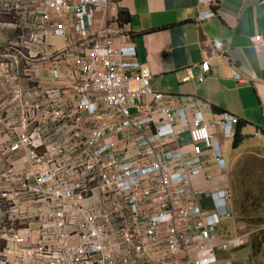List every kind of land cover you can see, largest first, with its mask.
Returning <instances> with one entry per match:
<instances>
[{
  "label": "built area",
  "instance_id": "2783aa9c",
  "mask_svg": "<svg viewBox=\"0 0 264 264\" xmlns=\"http://www.w3.org/2000/svg\"><path fill=\"white\" fill-rule=\"evenodd\" d=\"M120 13L111 0H0V264H235L224 252L250 234L228 185L203 210L193 182L228 171L221 139L238 118L154 90Z\"/></svg>",
  "mask_w": 264,
  "mask_h": 264
},
{
  "label": "crops",
  "instance_id": "0c3cea01",
  "mask_svg": "<svg viewBox=\"0 0 264 264\" xmlns=\"http://www.w3.org/2000/svg\"><path fill=\"white\" fill-rule=\"evenodd\" d=\"M111 1L127 19L129 43L137 60L149 66L154 90L170 93L173 106L207 102V117L209 110L235 115L245 123L241 129L245 145L256 132L263 134L264 45L255 51L251 39L260 35L264 42V0H222L216 4L211 0ZM205 11L213 16L198 21V14ZM49 43L55 49L64 46L61 39L52 38ZM189 72L202 74L203 81L184 80ZM227 140L221 139L222 148L224 143L227 147ZM229 164L228 171L218 170L207 177L212 173L208 168L193 178L201 209L212 207V190L223 185L230 188Z\"/></svg>",
  "mask_w": 264,
  "mask_h": 264
},
{
  "label": "rangeland",
  "instance_id": "374dc122",
  "mask_svg": "<svg viewBox=\"0 0 264 264\" xmlns=\"http://www.w3.org/2000/svg\"><path fill=\"white\" fill-rule=\"evenodd\" d=\"M227 141V147L225 143L223 146V154L228 164H231L233 160L229 171L232 211L237 219L243 220L248 227L254 229L257 225L264 223V135L261 134L260 137L255 135L246 145L244 141L236 148H232V139ZM6 210L7 208H0V226L8 214ZM219 229L221 234L233 233L231 223L226 220L219 225ZM263 234L264 230L256 231L251 236L249 244L225 251L224 254L231 255L235 264H264V250L253 254L250 244L258 239V237L254 239L255 235L262 237Z\"/></svg>",
  "mask_w": 264,
  "mask_h": 264
},
{
  "label": "trees",
  "instance_id": "16d2710c",
  "mask_svg": "<svg viewBox=\"0 0 264 264\" xmlns=\"http://www.w3.org/2000/svg\"><path fill=\"white\" fill-rule=\"evenodd\" d=\"M120 17L124 23H127V19L124 16H122L121 13H120ZM214 112H220V111H214ZM243 126H245V123L241 122V121H238L236 126H235V131H234V134L231 138L232 139L231 144H232L233 148L238 147L243 142V140L245 138V135L241 133V129ZM262 133L264 134V129H262ZM238 225L243 226L242 230H246V231L248 230L247 224L243 220L240 219L237 222V230L240 231V229H238ZM258 230L259 231L264 230V223H261L260 225H257L254 229H251L250 234L247 236V239L245 241H243V243L240 247H243L246 244H249L251 236L253 235V233H255ZM256 237H258V239L253 240L250 243L252 246V253L253 254L260 253L262 250H264V234L262 235V237L259 235H255L254 239H256Z\"/></svg>",
  "mask_w": 264,
  "mask_h": 264
}]
</instances>
